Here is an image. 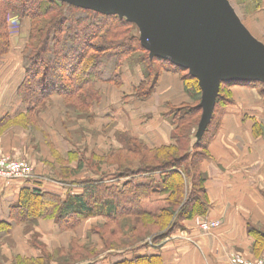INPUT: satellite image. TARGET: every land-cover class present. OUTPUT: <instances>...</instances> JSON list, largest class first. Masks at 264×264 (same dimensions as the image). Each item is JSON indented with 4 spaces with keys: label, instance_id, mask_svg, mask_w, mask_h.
<instances>
[{
    "label": "crops",
    "instance_id": "obj_1",
    "mask_svg": "<svg viewBox=\"0 0 264 264\" xmlns=\"http://www.w3.org/2000/svg\"><path fill=\"white\" fill-rule=\"evenodd\" d=\"M26 30H21L23 36H26ZM17 47L20 46L12 44L9 53L0 58V154L22 158L27 155L35 159L27 150L32 148L28 143L32 140L34 149L39 150L35 152L38 158L43 156L41 159L48 164L60 160L68 163L73 159H56L74 150L68 138L71 132L68 106L59 95H53L46 107H29L22 102L19 88L26 70L22 49ZM182 74L174 69L163 70L154 92L147 98L137 97L136 92L130 91L119 98L118 94L116 97L111 95L113 101H117L105 107L110 111H104L102 118L114 117L125 121L126 128L150 148L172 144L170 108L180 107L181 103L191 99L185 90ZM129 85L132 89L137 87L136 83L130 82ZM114 86L104 85V90L109 88L107 95L101 94L104 100L111 94V89L114 94L118 93ZM231 90L233 102L221 107L219 123L208 136L205 143L207 155L200 164L207 213L181 221L182 225L175 228L171 237L159 247L143 245L138 252L143 256V264H228L229 255L237 251L248 258L253 257L251 246L254 238L250 227L264 226V97L253 86L236 85ZM50 148H55L57 153L49 158ZM49 182L36 179L25 184L16 182L0 186V264H36L44 259V253L39 252L35 240L31 241V235L23 233L25 225L12 218L10 210L25 188L61 196L83 191L76 183L60 186ZM201 217L218 219L221 224L211 233H204L197 225ZM36 222L43 231L38 239L51 249V233L57 228L56 221L39 219ZM145 257L155 259L147 263ZM111 259L113 257L109 255L80 264L120 262L113 260L111 263ZM125 259L130 258L125 255L122 261Z\"/></svg>",
    "mask_w": 264,
    "mask_h": 264
},
{
    "label": "trees",
    "instance_id": "obj_2",
    "mask_svg": "<svg viewBox=\"0 0 264 264\" xmlns=\"http://www.w3.org/2000/svg\"><path fill=\"white\" fill-rule=\"evenodd\" d=\"M11 11L27 16L32 22L29 40L23 49L26 75L19 88L22 102L29 107H38L40 101L49 100L53 95L63 97L68 107L72 104L77 107H83L84 104L92 106L94 101L99 99L100 86L120 82L119 69L123 59L135 50L128 43L139 41L134 40L131 35V21L115 14H103L56 0H0V58L7 55L11 49V32L8 29V15ZM141 49L143 50L142 47ZM110 51L114 52L108 56L104 55ZM155 60H149V64L152 65ZM163 70L170 71L171 68H163L161 64L160 70H154L153 80L141 98H147L154 92ZM182 80L195 105L187 106V112L174 121L172 144L157 148H149L143 144L145 175L143 182L137 184L143 185V189H147L151 194L157 191L168 194L163 199L165 205L154 209L146 204H143V207H131L127 203L120 204L112 199L103 201L98 197L96 182L91 181L85 186H80L83 190L81 193H67L65 196L35 189H22L18 202L10 210L11 216L15 215L17 221L54 218L51 213L56 211L60 218L58 220L65 222L73 218L81 220L95 213H104L115 220H121L117 227H121L124 237H143L145 240L152 234V227L158 228V231L160 229L155 239L167 238L179 221L205 215L207 203L204 199V175L200 171V164L207 152L203 153V159H187L185 155L190 140L189 130L197 124V114L202 113L199 107L202 91L198 80L188 72L182 74ZM147 81L148 79L143 80L139 86H145ZM234 85L258 87L264 86V83L246 80L221 83L213 117L218 105L226 106L233 102L231 88ZM260 92L264 97V88L260 89ZM207 131L208 128L203 136ZM195 146L205 149L202 137L196 141ZM185 164H189V168L186 167V170L182 171L181 167L186 166ZM188 179H192L194 183L187 197H184ZM159 184L162 188L158 187ZM118 193L121 195L123 192L118 189ZM131 196L128 200H131ZM134 218L136 226L129 225L128 222H133ZM250 232L254 238L252 245L257 251L258 244H264V230L251 226ZM154 259L145 257L144 260L151 263ZM127 261L131 263L133 258L117 264Z\"/></svg>",
    "mask_w": 264,
    "mask_h": 264
},
{
    "label": "rangeland",
    "instance_id": "obj_3",
    "mask_svg": "<svg viewBox=\"0 0 264 264\" xmlns=\"http://www.w3.org/2000/svg\"><path fill=\"white\" fill-rule=\"evenodd\" d=\"M229 2L243 24L252 33L253 37L264 44V0H229ZM12 18L14 19L11 20ZM123 18L127 19V17ZM131 23L133 24L131 35L134 37V40H139L141 30L138 24L133 23V21H131ZM10 24L14 25L10 27ZM31 27L32 22L27 16H21L16 11H11L8 15V29L11 32V45L17 44L20 46L16 49H22V57L24 49L23 44L26 45L28 43ZM11 28L13 31H11ZM21 30L27 31L26 36H23ZM128 45H131L132 49L135 50L132 51L127 58L123 59V64L119 69L121 76L120 82L106 84V86L111 87L115 85L114 88L116 87L115 89L118 93L114 94L111 89V94L104 100V96L101 94L107 95L109 88H105L104 90V86H100L99 99L94 101L92 106L89 107V105L86 106V104H84L83 107H77L75 104H72L68 107L67 118L69 128H71L68 138L73 144L71 148L74 150L71 153L68 152V155L64 154L67 158H64V155H60L61 157L57 156L56 159L73 160H70L68 163H63L62 160H60L57 163L48 164L45 160L43 161V159H41L43 156L38 158L39 155L35 152H39V150L36 148L34 149L32 140H30L28 143H31L30 146L32 148H28L27 150L35 156V159L27 157V155L22 158L15 157L13 154H0V157H9L14 163H16V161L24 162L30 167V177L27 179H11L12 181L10 180L8 183L0 186H9L16 182H24L25 184L26 182H33L36 179H41L43 183H50L49 181L55 182L60 186L61 184L67 185L71 183L85 186L86 183L93 181L96 182L98 186L97 190L100 200L112 199L120 204L127 203L131 207H137V205L143 207V204H146L154 209L159 205H165L163 199L167 197L168 194H162L160 191L151 194L147 189H143V185H137L143 182V175H145L143 172V169H145L143 167V144L145 145L146 143L140 139L138 135L134 134L132 130L130 131V129L126 128L125 121L122 122L114 117L105 119L102 118L101 114L104 111H110L109 108L105 107L117 101H113L111 95L116 97L118 94L119 98L121 94L125 95L130 92H136L137 97H141L153 80L154 72L160 70L161 64H163V68H173L183 71H180V73H189V70L159 58H155L156 60L150 65L149 60H151V58H148V51L141 49L142 45L140 40L130 42ZM113 52L114 51H110L104 55L108 56ZM158 61H165L166 63H160ZM145 79H148V81L145 82L146 85L139 86ZM129 80L131 83H136L137 87L132 89L129 85ZM262 88H264L263 85L257 87L259 91ZM224 94L227 96L226 93ZM48 102H50V99L42 102L40 101L38 107H46ZM189 105H195L192 98L188 102L181 103L180 107L172 106L170 108L169 119L173 123V129H175L174 121H177L181 115L187 112V106ZM221 107V105H218L216 114L209 124L207 134L202 136L203 145H205L209 134L215 131L219 123ZM201 114V112L197 114L196 117H198V122L195 126H191L189 130L190 140L186 147L187 151H185L187 159H203L202 155L206 153L204 148L198 149L195 146ZM62 145L66 147L65 143H62ZM68 148L70 147L68 146ZM56 153L55 148H50L48 152L49 158ZM147 154L151 155L150 153ZM185 165L186 166L181 167L182 171H185L186 167L187 169L189 168V164ZM3 170L5 172L10 171L8 169ZM18 173H22V170L19 169L12 174ZM146 175L148 174L146 173ZM187 181L188 185L184 188V197H187L190 191L189 189L194 183L192 179H188ZM158 187L162 188L160 184ZM118 189L122 190L123 193L121 195L118 193ZM128 195H132L131 200H128ZM121 212L122 209L120 208L119 213ZM57 214L56 211L51 213L54 218L41 217L30 218L32 220H18V223H23L25 225L22 227L23 233L25 235H31V241L33 242L35 240L34 244L40 249L39 252L44 253V259L37 261L36 264H80L83 262L97 261L105 257L107 258L109 255L113 257L111 263L113 260L116 262L122 261L124 256L127 255L129 258H133V261L131 263L127 261L124 264H143V257L138 253L141 251V248H143V245L147 247H159L172 235H169L167 238L155 239L154 237L160 233V229L158 231V228L152 227L150 229L152 234H149L145 240H143V237L142 239H131L130 236L124 237L121 232V227H117L118 222L121 220L118 218L115 220L107 214L95 213L81 220L73 218L65 222H60L58 220L60 218ZM14 217L15 215L12 216V218ZM14 219L16 220V218ZM39 219H52L57 223V228L51 233V249H48V245L38 239V237L43 234L42 229L38 227L36 222ZM132 221L133 222L129 221L128 224L136 226L135 218ZM180 225H182L181 221H179L176 228H179ZM141 227L143 226L141 225ZM259 228L264 230V226ZM4 230H7V228ZM8 242V244H10V240H8ZM253 245L251 246L253 257L249 259L255 260L263 258L264 244H258V253Z\"/></svg>",
    "mask_w": 264,
    "mask_h": 264
},
{
    "label": "water",
    "instance_id": "obj_4",
    "mask_svg": "<svg viewBox=\"0 0 264 264\" xmlns=\"http://www.w3.org/2000/svg\"><path fill=\"white\" fill-rule=\"evenodd\" d=\"M138 24L142 48L189 70L202 91L198 141L214 114L220 84L264 83V44L254 38L229 0H56Z\"/></svg>",
    "mask_w": 264,
    "mask_h": 264
},
{
    "label": "built area",
    "instance_id": "obj_5",
    "mask_svg": "<svg viewBox=\"0 0 264 264\" xmlns=\"http://www.w3.org/2000/svg\"><path fill=\"white\" fill-rule=\"evenodd\" d=\"M13 19L14 18H12L11 20ZM13 25L14 24H10V27H12ZM11 31H13L12 28ZM3 169H8L10 171L5 172ZM19 169L22 170V173L12 174ZM29 171L30 167L27 166L24 162L16 161V163H14L10 160L9 157H0V185L8 183L11 179H27L31 174ZM220 224V220L209 219L208 217H201L197 220L199 229L204 233H211L214 229L218 228ZM228 264H264V257L253 260L247 258L243 253L232 252L229 255Z\"/></svg>",
    "mask_w": 264,
    "mask_h": 264
}]
</instances>
